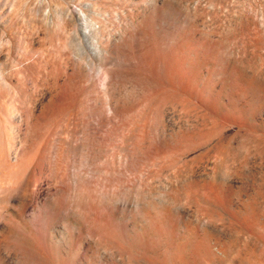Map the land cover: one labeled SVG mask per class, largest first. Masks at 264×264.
I'll use <instances>...</instances> for the list:
<instances>
[{
    "label": "rangeland",
    "instance_id": "1",
    "mask_svg": "<svg viewBox=\"0 0 264 264\" xmlns=\"http://www.w3.org/2000/svg\"><path fill=\"white\" fill-rule=\"evenodd\" d=\"M0 264H264V0H0Z\"/></svg>",
    "mask_w": 264,
    "mask_h": 264
}]
</instances>
